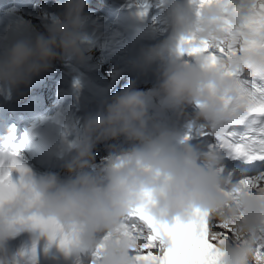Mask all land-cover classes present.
Here are the masks:
<instances>
[{"label":"clouds","instance_id":"clouds-1","mask_svg":"<svg viewBox=\"0 0 264 264\" xmlns=\"http://www.w3.org/2000/svg\"><path fill=\"white\" fill-rule=\"evenodd\" d=\"M86 6V0H66L62 19L46 35L21 39L0 55V84L28 88L34 78L50 70L54 61L82 63L91 43L83 35ZM171 8V26L179 44L192 35L198 40L226 43L225 16L233 28H238L248 11L240 0L206 5L195 18L190 8L177 2ZM237 8L239 12L232 11ZM256 39L264 42V32ZM172 54L169 45L142 54V69L165 55L170 57L159 70L150 97L130 84L86 118L82 134L70 147L72 158L65 165L70 179L61 181L53 173L39 178L22 173L13 194L0 203V254L16 236L31 233L33 219H40L76 234L77 244L65 251V259L77 248L94 252L102 243L98 264H134L138 252L133 249H139L143 241L126 230L123 222L128 212L150 195L149 212L158 222H186L200 210L235 229L240 242L230 237L218 245L224 264H264L254 252L255 237L264 230V196L240 194L233 199L227 195L232 186L217 171L221 153L201 155L187 141L178 143L173 133L158 127L149 115L148 104L149 99L163 97L164 106L178 114L195 106L196 123L218 131L233 119L243 118L247 111L242 102L225 104L226 98L239 95L237 81L230 73L264 79V49L233 55L216 66L208 65L202 56H193V62L186 63L171 58ZM119 137L143 147L109 157L96 174H88L95 146ZM52 260L55 264L56 257Z\"/></svg>","mask_w":264,"mask_h":264},{"label":"snow or ice","instance_id":"snow-or-ice-1","mask_svg":"<svg viewBox=\"0 0 264 264\" xmlns=\"http://www.w3.org/2000/svg\"><path fill=\"white\" fill-rule=\"evenodd\" d=\"M199 9L214 2L232 4L234 0H194ZM248 7L247 15L238 28H233L231 21L225 16V31L229 37L227 42L198 40L195 35L182 38L179 52L189 57H203L210 66L233 55L250 50L264 49V42L258 41L256 35L264 32V0H240ZM239 12L240 9H233ZM199 15V11L197 12ZM238 84L239 95L236 98H226V105L243 103L246 106V115L235 118L232 123L220 130L209 129L203 126L202 135L212 140L210 147L219 151L228 158L244 164L264 165V79L252 80L242 73H230ZM189 139V137H185ZM21 142V146H22ZM14 155H18L17 153ZM13 167L21 173L23 168L13 161ZM230 182V181H229ZM15 185L10 180V172H0V203L13 194ZM233 199L240 194L264 196V172L251 178L242 179L238 186L226 193ZM150 195H146L145 202L131 209L123 222V227L143 241L138 252L133 257L134 264H224V253L218 246L240 237L235 229L215 219L207 212L197 210L189 221L177 219L173 223L158 222L149 212ZM34 229L46 236L49 242L58 243L59 247L70 251L76 244V234L67 233L62 226L52 221L33 219ZM222 227L227 229L231 236L213 232L212 229ZM223 237V239H220ZM254 252L259 261L264 262V230L255 237ZM103 244L97 246L92 253L91 264H98V253ZM156 249L155 253L152 251ZM146 252V254H143ZM35 256L36 249L33 247Z\"/></svg>","mask_w":264,"mask_h":264},{"label":"rangeland","instance_id":"rangeland-1","mask_svg":"<svg viewBox=\"0 0 264 264\" xmlns=\"http://www.w3.org/2000/svg\"><path fill=\"white\" fill-rule=\"evenodd\" d=\"M29 0H4V3L0 5L3 8L4 15L0 11V55H3L8 46L11 45L12 40L15 36V31L11 28H18L21 35L24 38L35 39L33 35L28 31L27 27L23 22L24 18L31 16V14L23 15L21 5L28 2ZM38 3H42L46 0H35ZM54 1V0H48ZM3 15V17H2ZM23 19H21V18ZM54 24L62 19L57 13V10L54 7V13L51 15ZM13 18V19H12ZM11 21H6L10 20ZM6 21V22H4ZM15 21V22H14ZM6 23V24H5ZM85 36H89L88 40L91 42L89 45L88 51L85 53V58L81 65H84V68L79 72L80 75L84 76L87 81H90L94 85V89L99 94L105 96L108 99V95L105 92L103 85L100 83L99 76L94 71L92 67V63L94 62V58L92 57L93 48L99 43L98 37L94 35L95 33H90L89 30L85 31ZM70 61V60H69ZM74 64V62H72ZM59 68L62 67L61 62L58 63ZM78 65V63H77ZM69 66V65H68ZM78 74V72L72 71L70 77ZM48 81H52L50 78H42L41 75L34 78L28 88H25L22 91V87L20 88H10L6 85L1 86V95L0 97V134H11L13 138H19L22 136L21 128L24 127L23 120L25 119V109H27L30 105L33 104L42 105L41 99L42 95H46L47 98L43 97L44 103H47V109L50 111L58 113L63 116H67L69 114V109L72 101H65L64 99L60 100V85L58 88L50 89L49 86H46ZM54 85H57V82H54ZM3 87V90H2ZM43 87V90L40 89ZM4 88H7V96H5ZM27 98H23L25 93H29ZM38 94V101L37 99ZM30 120H32L33 115H26ZM156 249H154L155 253Z\"/></svg>","mask_w":264,"mask_h":264},{"label":"bare ground","instance_id":"bare-ground-1","mask_svg":"<svg viewBox=\"0 0 264 264\" xmlns=\"http://www.w3.org/2000/svg\"><path fill=\"white\" fill-rule=\"evenodd\" d=\"M112 32L114 33V35L109 36L108 39L104 38L100 40L99 45L94 47L93 57L100 62L109 60L111 63H113V66L115 67V63L117 62V57L120 53V42L117 41V39L120 37L118 32L116 31H112ZM41 89H43V87H41ZM29 94L30 92L25 93L24 98H27ZM73 103H74L73 107L76 108H80L84 104L87 105L89 104V102L87 101H80V100H74ZM95 105H96V101H95ZM98 106L99 104H97V107ZM44 114L47 115L48 118H44L42 115L40 119H42L45 122L44 124L46 126L51 127L53 132H51L50 136L47 137L45 136V134L49 133V130L45 128L40 138V144L50 149L51 156L54 155L56 150L58 151L57 156L54 158V162L59 163L63 161L66 156L72 158L73 153L70 151V147L72 143L81 134V130L80 131L77 130V127L74 124L75 112L73 111L72 113H69L67 116H62L60 114H56L52 111L46 110L44 111ZM32 121L33 123L29 126V129L32 128L36 122H38V118L34 119L33 117ZM189 137H192V135ZM1 144H2L1 147L3 149H7L10 151H13L14 149V147L9 145L7 141H3ZM27 155L31 156L33 160L38 162L37 158L35 157V154L30 152V150H28ZM64 163H66V161H64ZM228 236H231V234Z\"/></svg>","mask_w":264,"mask_h":264}]
</instances>
